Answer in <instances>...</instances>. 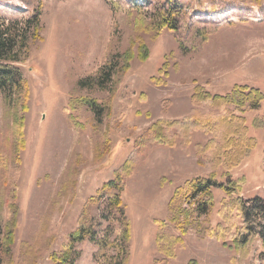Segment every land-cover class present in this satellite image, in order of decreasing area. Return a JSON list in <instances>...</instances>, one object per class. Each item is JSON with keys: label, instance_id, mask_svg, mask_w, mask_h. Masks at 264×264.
Segmentation results:
<instances>
[{"label": "rangeland", "instance_id": "1", "mask_svg": "<svg viewBox=\"0 0 264 264\" xmlns=\"http://www.w3.org/2000/svg\"><path fill=\"white\" fill-rule=\"evenodd\" d=\"M164 1L0 0V17L11 22L42 12L39 38L30 39L28 57L17 64L28 93L12 104L0 93V232L14 234L2 264H54L51 255L65 249L83 209L88 218L99 217L104 203L92 199L134 154L136 140L158 119L192 114L196 86L220 95L236 84L264 92V0H172L182 6L176 30L159 28ZM128 51L134 57L127 70ZM112 56L121 64L113 84L79 86ZM90 102L99 106L97 113ZM263 115L264 101L246 113L255 147L231 170L233 179L242 180L244 197H264ZM208 138L196 132L187 147L181 138L175 147L151 142L132 155L123 193L132 225L128 264H264L258 238L238 251L190 230L175 244L173 257L158 246L155 219L167 222L164 248L171 234L179 235L169 221V202L179 186L198 176L224 181L223 169L200 154L198 146ZM213 196L211 214L201 222L212 229L226 194L215 189ZM184 202L175 207L192 211L194 203ZM101 222L100 232L109 223ZM76 250L81 255L75 264H97L100 249L88 239Z\"/></svg>", "mask_w": 264, "mask_h": 264}, {"label": "trees", "instance_id": "2", "mask_svg": "<svg viewBox=\"0 0 264 264\" xmlns=\"http://www.w3.org/2000/svg\"><path fill=\"white\" fill-rule=\"evenodd\" d=\"M161 11L159 23L162 29H178L176 16L182 8L180 3L166 0L159 3ZM41 9H37L25 22H11L5 17H0V93L8 104L15 103L17 99L27 94L24 74L17 64L22 63L29 54L30 39L39 38L41 27ZM144 51L145 45H139ZM147 54V50L144 51ZM123 69H129V63L134 57L131 51L125 52ZM147 55L143 57L146 59ZM142 59V56H140ZM120 59L112 56L94 76L81 79L80 87L105 89L113 84L114 76L120 68ZM119 66V67H118ZM161 68L159 73L164 72ZM156 83H163L157 77ZM162 85V84H160ZM264 101V92L249 85L236 84L233 89L224 95L211 94L203 86H196L191 96L194 105L192 114L181 119H158L152 123L149 129L136 140L134 154L138 155L146 150L151 142L165 146L175 147L178 139L185 147L192 144L193 134L202 132L209 136L208 141L200 147L201 152L209 154V160L214 168H222L224 181L215 176L194 177L186 180L179 186L170 202L169 212L171 221L179 235L171 234V243L164 246V230L168 228L166 220L155 219L158 228L157 243L160 249H165L168 257L175 255V244L182 242V237L190 230H195L200 235H207L222 243L229 249L240 250L248 246L253 238L261 240L264 246V197L255 195L244 197L241 193L242 180H235L231 176V170L237 167L249 151L255 147V139L248 134L246 113L258 110ZM94 112H98L96 102H90ZM196 107H209L213 112L198 114ZM259 126L264 128V115L259 121ZM132 155L126 160L114 179L106 182L93 202L104 203L100 209L99 217H87L86 208L83 209L79 226L71 235L69 243L61 253H53L51 259L54 264H75L81 253L76 250V244L86 239L99 247L94 255L97 264H128L130 259V241L132 225L127 208L123 201L125 190V177L132 172L134 161ZM200 165L203 163L198 162ZM221 189L226 198L219 209L220 222L216 227L205 228L201 226L203 219L211 214L215 204L213 191ZM180 199L189 204L193 202L194 208L187 212L185 208L177 207ZM101 221L109 222L100 232ZM116 222V228L112 225ZM205 230V231H204ZM5 235V234H4ZM0 232V264L4 259L10 245L14 243V234L9 231L4 236ZM187 264H200L198 260L191 259Z\"/></svg>", "mask_w": 264, "mask_h": 264}, {"label": "crops", "instance_id": "3", "mask_svg": "<svg viewBox=\"0 0 264 264\" xmlns=\"http://www.w3.org/2000/svg\"><path fill=\"white\" fill-rule=\"evenodd\" d=\"M195 134V133H194ZM194 134H193V136H194ZM192 142H193V137H192Z\"/></svg>", "mask_w": 264, "mask_h": 264}]
</instances>
